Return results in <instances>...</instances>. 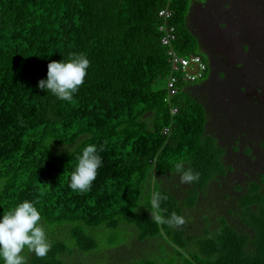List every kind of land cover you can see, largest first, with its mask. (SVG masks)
Masks as SVG:
<instances>
[{"label": "trees", "instance_id": "trees-1", "mask_svg": "<svg viewBox=\"0 0 264 264\" xmlns=\"http://www.w3.org/2000/svg\"><path fill=\"white\" fill-rule=\"evenodd\" d=\"M192 1L0 0V217L24 200L34 202L51 244L44 257L25 249V264H69L77 254L117 249L116 241L103 249L95 234L123 227H134L140 243L162 240L170 259L128 264H264L262 175L238 190L237 213L230 215L240 229L220 218L216 229L207 220L193 236L152 220L154 192L164 197L157 214L184 216L233 170L208 131L201 99L183 82L172 98L166 88L172 70L159 11L173 12V48L202 55L188 25ZM77 54L90 67L71 102L38 87L51 61ZM88 144L104 146L103 166L90 189L73 191L76 156ZM180 160L200 173L197 183H182L172 171ZM158 177L186 187V198Z\"/></svg>", "mask_w": 264, "mask_h": 264}, {"label": "rangeland", "instance_id": "rangeland-1", "mask_svg": "<svg viewBox=\"0 0 264 264\" xmlns=\"http://www.w3.org/2000/svg\"><path fill=\"white\" fill-rule=\"evenodd\" d=\"M195 2L192 12V2L189 7L188 25L196 31L199 52L209 64L204 32L194 26ZM218 2L224 8L230 4L234 12L231 22L238 19L232 0H217L214 4ZM240 12L244 15L241 21L245 23L241 29L231 25L227 28L226 24L213 19V9L206 14L211 20L207 18L204 28L209 35L219 38V49L224 56L220 62L222 70L214 69L209 84L207 79L189 85L191 92L204 103L210 135L220 140V146L227 154V165L231 166L230 171L233 168L227 177L212 186L208 194L198 197L195 210L184 211L185 224L182 227L193 236L201 235L207 220L212 229H216L220 218L240 229L238 219L230 215L237 213L238 190L249 180L256 181L260 175L264 176V0H241ZM220 36H224L223 39ZM226 72L230 77L222 82ZM159 85H164V81ZM157 180L180 199L186 198V187L169 182L165 177H158ZM131 228L96 233L95 238L103 249H108L110 242L115 241L122 246L94 255L77 254L69 260V264H128L136 258L170 262L164 250H160L165 248L162 240L140 243L136 238V229Z\"/></svg>", "mask_w": 264, "mask_h": 264}, {"label": "clouds", "instance_id": "clouds-1", "mask_svg": "<svg viewBox=\"0 0 264 264\" xmlns=\"http://www.w3.org/2000/svg\"><path fill=\"white\" fill-rule=\"evenodd\" d=\"M89 67L90 60L84 54L51 61L48 64L47 78L41 79L38 87L61 101L71 102L74 94L85 82ZM52 141L53 139L50 145ZM103 150V145L88 144L76 156V166L69 182L73 191L85 192L90 189L97 178L98 170L103 166L100 155ZM185 165V161H177L172 171L180 175L182 183H197L200 173ZM162 199L164 197L159 192H154L151 196L152 220L157 224H167L170 228L184 225L185 217L176 211L166 217L157 214L161 209ZM41 219V211L29 200L18 203L0 217V264H25V257L22 255L25 249L33 251L39 257L47 255L51 244Z\"/></svg>", "mask_w": 264, "mask_h": 264}, {"label": "built area", "instance_id": "built-area-1", "mask_svg": "<svg viewBox=\"0 0 264 264\" xmlns=\"http://www.w3.org/2000/svg\"><path fill=\"white\" fill-rule=\"evenodd\" d=\"M172 17L173 12L169 8L159 11V18L162 20L159 28L162 34L161 43L167 48L168 62L172 70L166 82L169 98L178 93L181 82L187 85L196 84L202 81L209 71V64L202 55L183 56L173 48V43L176 41V30L170 24ZM176 112L177 109H174L173 113ZM168 132L169 130L166 129L165 133Z\"/></svg>", "mask_w": 264, "mask_h": 264}, {"label": "flooded vegetation", "instance_id": "flooded-vegetation-1", "mask_svg": "<svg viewBox=\"0 0 264 264\" xmlns=\"http://www.w3.org/2000/svg\"><path fill=\"white\" fill-rule=\"evenodd\" d=\"M217 0H203V3L205 5H213L214 2H216ZM232 6L234 8L235 13L238 16V19H236L234 22H231V26L237 27V28H243V24H245L243 21H241V18L244 17L243 14H241L240 12V8H241V0H232ZM241 16V17H240ZM208 19L210 18L209 16L207 17ZM207 20V19H206ZM211 19H209L210 21ZM228 28V27H227ZM221 39H223L224 36H220ZM203 40L206 44V48H207V54L209 57V71H208V76L205 80L207 79L208 82L207 84H209V81L211 80V78L213 77L214 74V69H217L218 71H221L222 68L220 67V62L222 59L223 54L222 51L219 49V38L218 36H211L208 33L203 35ZM251 49V46H250ZM220 55V56H219ZM229 73L226 72L223 76V79H221L222 82H225L229 79ZM219 78V76H218ZM212 83V82H211ZM216 83V82H214Z\"/></svg>", "mask_w": 264, "mask_h": 264}, {"label": "crops", "instance_id": "crops-1", "mask_svg": "<svg viewBox=\"0 0 264 264\" xmlns=\"http://www.w3.org/2000/svg\"><path fill=\"white\" fill-rule=\"evenodd\" d=\"M195 1L194 0L192 1L191 12L193 11V8H194L193 5H194ZM229 5L226 6L227 8H224L223 5H221L220 2H218L216 5L214 4L211 6L210 5L206 6L203 2L196 1L195 2V13L193 14V18L196 22L194 24V26L200 28L202 30V32H204V34H207L208 33L207 30L204 28L205 23H206V19H207L206 14L208 12H210L211 9H213V11H214L213 15H215V17L213 19L216 18L215 20L221 22L222 24H226V26L228 27L231 24V21L233 20V17H234V15H233L234 12L232 11V9H230ZM210 15H211V13H210ZM188 18H189V16H188ZM157 179L158 178H156V180ZM167 180H168V178H167ZM157 181H159V180H157ZM168 249L171 253L172 252L171 249L169 247H168Z\"/></svg>", "mask_w": 264, "mask_h": 264}]
</instances>
